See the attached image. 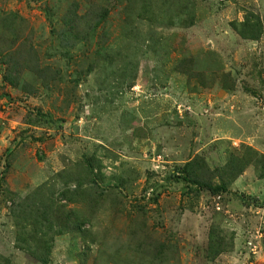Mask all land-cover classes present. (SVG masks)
<instances>
[{
    "label": "rangeland",
    "instance_id": "1",
    "mask_svg": "<svg viewBox=\"0 0 264 264\" xmlns=\"http://www.w3.org/2000/svg\"><path fill=\"white\" fill-rule=\"evenodd\" d=\"M2 259L264 264V0H0Z\"/></svg>",
    "mask_w": 264,
    "mask_h": 264
},
{
    "label": "trees",
    "instance_id": "2",
    "mask_svg": "<svg viewBox=\"0 0 264 264\" xmlns=\"http://www.w3.org/2000/svg\"><path fill=\"white\" fill-rule=\"evenodd\" d=\"M246 23H248V21H246V22L242 23V24H243V26H246V25H247ZM241 36H242L243 38H245V39H251V40H254L256 35H250V36H246L245 34H243V33H242V34H241ZM19 207H21V206H19ZM2 261H3V263H4V264H6V263H7V261H6V260H4V259H2ZM42 262H46V261H42Z\"/></svg>",
    "mask_w": 264,
    "mask_h": 264
},
{
    "label": "built area",
    "instance_id": "3",
    "mask_svg": "<svg viewBox=\"0 0 264 264\" xmlns=\"http://www.w3.org/2000/svg\"><path fill=\"white\" fill-rule=\"evenodd\" d=\"M251 253L254 254V248L251 249Z\"/></svg>",
    "mask_w": 264,
    "mask_h": 264
}]
</instances>
